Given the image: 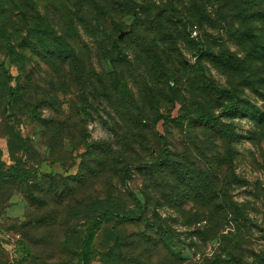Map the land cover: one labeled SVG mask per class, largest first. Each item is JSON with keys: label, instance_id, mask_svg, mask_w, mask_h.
Returning <instances> with one entry per match:
<instances>
[{"label": "rangeland", "instance_id": "obj_1", "mask_svg": "<svg viewBox=\"0 0 264 264\" xmlns=\"http://www.w3.org/2000/svg\"><path fill=\"white\" fill-rule=\"evenodd\" d=\"M19 160L0 264H113L116 241L118 264H264V0H0V161Z\"/></svg>", "mask_w": 264, "mask_h": 264}, {"label": "trees", "instance_id": "obj_2", "mask_svg": "<svg viewBox=\"0 0 264 264\" xmlns=\"http://www.w3.org/2000/svg\"><path fill=\"white\" fill-rule=\"evenodd\" d=\"M46 21L47 19H45V22ZM33 36L37 38L40 44H43L49 51H52L53 53H56L57 55H61L62 57H66V58L74 57L75 50L73 48L72 42L69 41L65 36L58 35L56 30L52 26H46L45 28H43V31L38 30L36 34H34ZM225 92L231 95V91L228 90ZM233 96H235V94H233ZM227 108L234 112L237 110L238 107H237V104L234 103ZM184 118L185 116L178 117L175 120H183ZM212 119L213 117L210 116L209 120H212ZM20 162L21 161L19 160V162H15L13 165L12 164L7 165L6 162L0 161V175L4 181L12 182L14 179L25 178L23 177L24 173L21 171L19 167ZM142 212H143L142 203L138 202V213L140 214ZM121 213L122 212H119V211H116V210H113L107 207L98 214V217H96L98 219L97 222L101 223L105 217L108 218L109 216H112V215H116V216L121 215L122 217H126V218L127 217L133 218L135 215H138V213L133 214L131 212L122 213V214ZM119 243H120L119 241H116V243L105 253L106 260H108L109 262H113V264H118L117 248L119 246ZM14 253L17 256L20 254V250H15Z\"/></svg>", "mask_w": 264, "mask_h": 264}, {"label": "water", "instance_id": "obj_3", "mask_svg": "<svg viewBox=\"0 0 264 264\" xmlns=\"http://www.w3.org/2000/svg\"><path fill=\"white\" fill-rule=\"evenodd\" d=\"M122 36V35H121Z\"/></svg>", "mask_w": 264, "mask_h": 264}]
</instances>
